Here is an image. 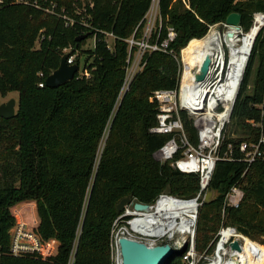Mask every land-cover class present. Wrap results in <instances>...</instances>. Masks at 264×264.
Segmentation results:
<instances>
[{
  "label": "trees",
  "instance_id": "trees-1",
  "mask_svg": "<svg viewBox=\"0 0 264 264\" xmlns=\"http://www.w3.org/2000/svg\"><path fill=\"white\" fill-rule=\"evenodd\" d=\"M2 1L0 97L16 92L18 104L12 119L0 118V264H114L111 235L122 199L129 196L152 205L167 188L187 197L199 187L196 175L182 174L157 160V151L169 137L150 132L158 113L157 104L150 102L152 93L178 87L181 51L192 39L204 38L209 25L225 23L234 12L242 15L241 26L249 31L253 14L264 11V0H190L191 10L180 0H160L159 33L163 38L168 24L175 28L174 53L148 54L144 71L121 97L129 54L123 39L144 19L152 0ZM51 3L79 23L67 27L63 18L45 12ZM79 7L92 13L93 30ZM81 20L89 27H83ZM89 32L95 44L85 49L87 39H77ZM104 32L118 38L113 51L107 48ZM190 46L183 51L185 58ZM68 47L79 52L77 65L83 59L82 72L58 88H41L39 84L59 68ZM263 92L264 28L228 126L235 127L231 132L236 137L227 136V128L221 155L231 145L239 156L240 143L251 134L258 137L246 121L260 119V111L252 106L262 102ZM180 116L190 141L197 145L193 121L186 112ZM246 170L243 162H217L210 190L218 196L204 203L199 213V254L212 252L222 226H234L264 247V160ZM235 184L243 188L245 198L239 208L224 210L225 195ZM31 201L36 202L40 218L37 234L44 242L59 243L47 258L11 253L10 231L17 223L13 209ZM168 264H187L183 252L175 253ZM253 264H264V256Z\"/></svg>",
  "mask_w": 264,
  "mask_h": 264
},
{
  "label": "built area",
  "instance_id": "built-area-1",
  "mask_svg": "<svg viewBox=\"0 0 264 264\" xmlns=\"http://www.w3.org/2000/svg\"><path fill=\"white\" fill-rule=\"evenodd\" d=\"M181 1L187 9L191 10L190 0ZM2 2L0 0V3ZM16 3H28V1L17 0ZM35 7L41 8L37 3H35ZM44 11L63 18L67 27H73L76 23H79L75 19L68 17L64 10L59 13L55 3H51ZM81 21L80 23L83 27H89L86 21ZM169 26L171 25H167L166 35L162 38L159 33L162 28L160 0H152L144 19L134 30L131 39L127 40L129 54L125 82L120 97L126 94L132 81L144 71L148 54L165 53L171 55L174 53L171 46L177 38V32L173 26ZM222 26L227 28L228 31L229 26L226 22L216 23L208 26V33L204 37L217 36L220 38V43H218L217 48H214L210 68L203 81L197 82L195 76L202 66V61L196 55L198 47H194L190 60H186L183 55L184 49L188 48L192 42L203 40L204 38L192 39L181 51L182 59L178 87L154 91L150 97V102L158 106L156 125L151 128L150 132L169 137L157 151V160L162 164L168 163L173 169L182 174L196 175L199 180L198 191L187 197H180L172 193H162L154 204L150 205L151 208H154L159 201L167 199L168 206L172 205L174 210L181 211V215L172 221V224L168 226V230L163 228L153 236H145L130 230L129 223L136 215H128L127 212L134 209L131 206H127L113 225L111 248L114 264H122L119 246L121 238L144 243L148 247L169 244L175 253L183 252V259L187 264H211L215 261L214 258L220 255V252L224 254L223 257H220V264H224L230 259V254L225 255V253L234 251L231 247L234 242H237L240 248H243L245 240H249L253 244H259L240 233L234 226H222L215 236L211 253L204 252L199 254L196 251V230L199 213L205 197L210 191L217 162L219 160L239 161L243 162L247 170H249L255 162L264 160V92L262 102L252 106L260 111V119H249L246 121L247 125L258 131V137L253 139L251 134L248 136L249 140L242 141L239 145V156H235L231 145H229L224 155L220 154L256 39L264 28V11L253 14V22L249 31H245L242 26L238 28L235 46L232 50L226 43L222 42V35L227 32L222 34ZM253 28H258V30L255 32L253 41L250 42L247 36ZM139 33L140 36L138 37ZM103 35L107 48L112 51L108 38L116 41L117 37L114 33L109 32H104ZM95 39L93 38L92 46L95 44ZM66 54L69 55L67 64L70 66L75 65L78 52L74 51L72 47H68L63 49V55ZM82 70L81 65H79L78 73H81ZM85 74L89 77L88 72H85ZM45 85V82L39 84L41 88H44ZM248 89L249 91L250 89L253 90V86L249 85ZM180 112H186L193 121L197 130V145L190 141ZM244 198L245 192L243 188L238 184L233 185L225 195L224 210L226 208H239ZM127 217L128 219H126ZM120 221L128 229L116 232ZM19 226L20 228L18 227L14 238L12 237L11 239V253L14 256L38 253L42 245L40 238L33 231L28 233L22 225L19 224ZM158 227L156 224V229ZM227 231L232 232L228 238L225 235ZM23 240H29L30 244L23 242Z\"/></svg>",
  "mask_w": 264,
  "mask_h": 264
},
{
  "label": "water",
  "instance_id": "water-1",
  "mask_svg": "<svg viewBox=\"0 0 264 264\" xmlns=\"http://www.w3.org/2000/svg\"><path fill=\"white\" fill-rule=\"evenodd\" d=\"M242 23V15L238 12L231 13L227 19L226 24L239 28ZM92 34L87 33L82 35L77 40H86ZM69 55H63L60 66L51 75H49L45 81L46 87L55 89L74 79L79 72V65H68L67 60ZM211 59L209 57L204 61L200 73L196 76L197 81H203L209 71ZM17 102L15 99L9 100L6 104L0 105V118L9 120L16 114ZM171 193V190L167 188L164 194ZM218 193L216 190H210L204 200V203L213 202ZM127 206L133 207L135 211L148 212L151 206L135 202L131 197H125L120 201L117 206L118 213H122ZM120 252L122 256V264H168L170 259L174 256L175 252L169 244L159 245L156 247H148L144 243H140L127 238H121L119 240ZM233 250H240V246L237 242L231 245Z\"/></svg>",
  "mask_w": 264,
  "mask_h": 264
},
{
  "label": "bare ground",
  "instance_id": "bare-ground-1",
  "mask_svg": "<svg viewBox=\"0 0 264 264\" xmlns=\"http://www.w3.org/2000/svg\"><path fill=\"white\" fill-rule=\"evenodd\" d=\"M258 28H253L250 33L248 34V39L250 42L253 41L255 37V32H257ZM238 33V28L229 26L228 31L225 35H222V42L226 43L231 50L235 46L236 35ZM200 41V40H199ZM218 43H220V38L217 36H207L203 41L196 42L195 44H191L190 48L186 54V60H190L191 52L193 51L194 47H198L197 56L199 57L200 61H202V65L207 57L212 60V56L214 55V48L218 47ZM192 47V49H191ZM187 49V48H186ZM191 49V50H190ZM185 50V49H184ZM190 50V52H189ZM246 54V53H245ZM244 54V55H245ZM202 67V66H201ZM201 69V68H200ZM200 73V70L197 71L196 75ZM197 81V79H196ZM200 82V81H197ZM128 215H136L135 218L129 223L130 230L134 232L141 233L145 236H153L157 234L158 231H161L163 228L168 230V226L172 224V221L181 215V211L174 210L173 206H168V200L164 199L157 203L154 208H151L150 211H129L127 212ZM159 226L156 229V224ZM231 231L226 232V238L231 234ZM259 247L264 248L260 244H253L249 240L244 241L243 248H240L239 251L234 250L230 253H225V255H229L230 259L226 261L224 264H253L255 260L260 257L264 256V252L259 249ZM255 248L257 250V254L254 256L251 262L248 261V254L249 249ZM224 254L220 252V255H217L214 258V262L211 264H220V257H223Z\"/></svg>",
  "mask_w": 264,
  "mask_h": 264
},
{
  "label": "rangeland",
  "instance_id": "rangeland-1",
  "mask_svg": "<svg viewBox=\"0 0 264 264\" xmlns=\"http://www.w3.org/2000/svg\"><path fill=\"white\" fill-rule=\"evenodd\" d=\"M176 1L177 0H174V2H176ZM92 8H93L92 3H89V9L91 10ZM77 11L80 14H83V16H85L84 18L86 19L87 22H89V26H90L91 30H93V26L91 24L92 23L91 21L93 19L92 13H89L90 11L88 9L84 12L81 9V7H79L77 9ZM138 25H136V27L134 28V30L137 28ZM171 26H169V27H171ZM221 29H222V34H224L227 31V28H224L223 26H222ZM133 33H134V31L132 32V35H133ZM132 35H130L129 37L123 39L126 44H127V40L128 39H131ZM139 36H140V33L138 34V37ZM108 40H109V43L112 46V51H113L117 40L116 41H113V39H111V38H108ZM203 40L194 41L193 44H195L196 42H201ZM92 44H93V39L88 38L86 40V46L84 48L85 49H88V48L92 47ZM193 44H192V46H193ZM127 46H128V52H129V44H127ZM191 49H192V47H191ZM190 50H189V52H190ZM78 54H79V52H78ZM181 59H182V53H181ZM256 67H257V63L255 64V68H254L253 73H252V77H251V81H250V86L251 87L253 86V79H254L255 74H256ZM81 68H83V59L81 60ZM251 90L252 89H250V91ZM11 99H15L16 102H17V104H18V93L14 92V93H10L6 97H0V105L6 104ZM16 110H17V107H16ZM232 127L230 126L228 128L227 136H230V137L233 138V137H236V135H232L233 133L231 131L232 130L235 131L236 129H235V127H233V128ZM33 211L35 212V218L37 220L32 216V212ZM13 213L16 216L17 223H16L15 227H13L11 229V231H10L11 237L14 238V234L17 232L18 227L20 228V226H19V224H20V225H22L24 227V229L28 233L29 232L31 233L33 231L40 238V236L37 234V229H38V227L40 225V218H39L38 213H37V204H36V202L31 201V202L19 204L18 206L14 207ZM33 219L36 221L35 223H34V220ZM122 229H128V227L127 226H124L123 222L120 221L118 223V225H117L116 232L119 231V230H122ZM40 240L42 242V245L40 247V250L38 251L39 254H41L44 258H46V257L52 256V255H54V253H56L55 251L58 250V247H59V243H58V241L56 239H51V240H49L47 242L42 241L41 238H40ZM23 242L30 244L29 243V240H26V241L23 240ZM248 254H250L248 256V261L251 262L253 260L254 256L257 254V250L255 248L249 249Z\"/></svg>",
  "mask_w": 264,
  "mask_h": 264
},
{
  "label": "crops",
  "instance_id": "crops-1",
  "mask_svg": "<svg viewBox=\"0 0 264 264\" xmlns=\"http://www.w3.org/2000/svg\"><path fill=\"white\" fill-rule=\"evenodd\" d=\"M33 210H34V209H33ZM33 212H34V211H33ZM34 213H35V212H34ZM33 220H34V219H33ZM35 222H36V221L34 220V223H35ZM34 223H33V224H34ZM56 251H57V250H56Z\"/></svg>",
  "mask_w": 264,
  "mask_h": 264
}]
</instances>
